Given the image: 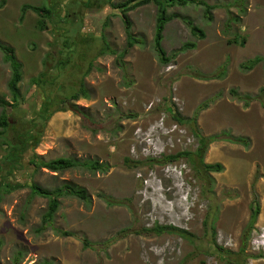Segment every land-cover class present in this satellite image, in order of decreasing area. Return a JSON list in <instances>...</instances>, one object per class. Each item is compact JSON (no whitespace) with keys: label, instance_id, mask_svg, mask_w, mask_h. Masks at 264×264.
Returning <instances> with one entry per match:
<instances>
[{"label":"rangeland","instance_id":"374dc122","mask_svg":"<svg viewBox=\"0 0 264 264\" xmlns=\"http://www.w3.org/2000/svg\"><path fill=\"white\" fill-rule=\"evenodd\" d=\"M1 1L0 40L15 49L23 65L22 100L11 118L21 128L37 118L49 95L45 108L64 111L46 124L39 118L32 122L39 145L29 148L23 170L10 176L7 170L4 177L11 180H1L18 178L26 186L1 188L0 264H13L19 253L20 264H264V252L251 247L257 226L264 224V107L258 99L264 60L251 71L241 68L264 58V0H198L212 7L208 12L193 3L168 8L167 65L154 49L158 6L153 2L127 13L128 30L117 8L128 0H8L4 7ZM24 5L51 9L45 30L31 10L20 20ZM189 23L205 38L194 35ZM128 33L139 42L118 65ZM81 36L96 41L85 48ZM104 41L110 51L101 56ZM74 42L83 47L82 60L72 57ZM187 44L196 47L182 50ZM67 56L72 70L77 64L80 71L60 72L58 63ZM11 76L12 66L0 51V97L10 104ZM40 76L46 83L38 86L32 80ZM82 86L88 98L72 101ZM200 138L213 140L204 161L221 164L222 172L201 178L186 158L166 162L196 153ZM238 138L249 145L229 140ZM2 144L0 165L7 154ZM36 157L98 161L109 169L40 168L32 174L29 162ZM34 182L50 190L85 189L92 202L62 197L52 226L42 230L48 200L30 196ZM255 197L261 210L247 238ZM157 228L164 231L158 235Z\"/></svg>","mask_w":264,"mask_h":264},{"label":"trees","instance_id":"16d2710c","mask_svg":"<svg viewBox=\"0 0 264 264\" xmlns=\"http://www.w3.org/2000/svg\"><path fill=\"white\" fill-rule=\"evenodd\" d=\"M8 0H2L1 6L4 7L7 4ZM155 3L158 6V14H157V21H156V32H155V38H154V49L159 57V60L162 64L167 65L170 63L171 58L167 56V53L165 49L163 48V39H164V30L165 26L171 21V17L167 15L168 8L180 4V5H188L190 3L193 4H199L206 8V11H210L212 7L208 6L206 3L198 0H128L125 3H122L120 5H117L118 9L122 10V19L124 21V24L127 26V29L129 30L131 28V21L129 20V17L127 13L129 11H132L138 7H141L143 5H147L150 3ZM33 11L36 13L40 20L38 21V28L40 30H45L47 28V20H52L53 18V12L51 9H47L45 7H34L30 5H24L22 7V14L20 20L23 21L25 18V15L28 11ZM189 25L192 27V32L196 36H200V38H205V33L198 29L195 26H192V24L189 23ZM107 26V23H106ZM82 39V36H81ZM102 41L104 38H101ZM90 41V43H89ZM96 40H92L90 38H83L79 44H82L85 46V48H89V44L91 42H95ZM105 42V41H104ZM139 41L136 40L130 33H128V44L126 49L119 55L117 59L118 65H123L121 63V60L124 58V56L128 53L129 49H131L136 43ZM69 43H65V46H69ZM244 44V43H242ZM71 45V44H70ZM78 43L74 42L71 47L72 48V57L74 56L77 60H82L81 58H85V54L82 53L81 47H77ZM194 44H187L184 45L182 50L187 51L188 49H195ZM0 51L5 54L6 61L11 64L12 66V76L9 82V89L13 95V103H8L5 99L0 97V108H3L2 114L0 116V140L2 141L3 147L6 148V156L4 158V161L0 165V193L1 188L3 186L7 187L8 191H13L17 188H25L26 185L22 184V182H19V179L16 178L12 181L1 183L2 179L5 180H11L9 178H5L4 174L8 170V176H10L14 171L19 172L24 169L23 160L26 158V154L30 147L36 148L40 143V138L38 137L37 132H35L36 124L32 122H36L37 118L41 119L43 124H46L49 119L55 115L57 112L64 111L61 110H51L45 108L46 106L51 104L50 99H52L51 95L48 93L47 101L44 105V107L41 109L39 113H37V118H34L32 121H23V126L21 128H17L16 123H14V120L11 118V113L13 114L14 111L19 109V103L22 100L21 98V92L19 88V84L22 82L23 78V65L18 61L15 49L4 45L0 40ZM110 51L108 43H104L102 51L100 52L101 56L104 53H108ZM100 56V55H99ZM70 59L71 57L67 56L62 58L61 62L58 63V69L60 72L67 70L68 68L72 70L70 67ZM264 58L258 56L254 59L249 60L247 63L242 64L241 68L246 71L253 70L259 63L263 62ZM69 65V66H68ZM68 66V67H67ZM93 68V63L90 62L88 69L85 71L84 75L87 76L91 72ZM72 71H80V67H78L77 64L74 65V68ZM42 76V75H41ZM41 76L38 79H33L32 82L34 84H37L38 86L43 85L46 83L45 80L42 81ZM83 80V79H82ZM233 96L238 97L239 99L243 100V97L240 98L238 93L236 91H232ZM80 98H88V92L87 89L82 86L80 87L75 93H73L71 100L77 101ZM247 99H250V97H247ZM258 99L261 101V104L264 107V87L260 90V95ZM74 106V105H72ZM78 112V107H73ZM74 110V111H75ZM176 120L179 123H184L186 119L183 117H175ZM230 142L233 143H242L245 146L249 145V142L238 138V139H229ZM209 141H213L212 139L208 140L206 138H200V147L196 153L191 152H184L179 153L176 156H169L166 159V162H172L180 160L181 158H186V160L191 164L192 168L195 170L196 174L201 178L202 175H209L210 173H220L223 171V166L221 164H214L209 165L206 164L204 161V150L208 147ZM29 165L32 169V174L37 173L38 169H47L51 172L58 173L63 172L69 169L76 168L78 166H82L90 171H107L109 169V166L107 165H101L98 161H84L80 162L71 158H60L56 160H52L49 162L42 161L39 157H36L34 159H30ZM30 171V168H29ZM211 181L212 178L210 177ZM14 181H17L15 183ZM213 182V181H212ZM15 183V184H13ZM29 188H31V197L36 198L40 197L43 199L48 200V208L45 214L43 215V225L42 230H46L48 227L52 226L53 220L60 210V199L62 197H74L79 199L80 201L84 202L86 205H90L92 200L88 196L87 191L85 189L73 186V185H66L62 188L50 190L47 188H44L40 186L37 183H31ZM1 201V198H0ZM255 205L252 209V216L251 221L247 229V238H249L251 234V230L253 229L254 225L256 224L257 218L260 214L261 206L259 204L258 198L255 197ZM39 229V230H41ZM57 233L63 237H76L75 233L64 231V230H56ZM162 231H164V228H157L155 231L156 234H161ZM178 232H181L180 234H184V231L177 230ZM183 236V235H182ZM248 239H246L247 242ZM83 244L85 248L90 247V242L88 239H83ZM241 253H243V250H241ZM260 258V257H259ZM258 258V259H259ZM257 259V258H256ZM22 260V253H19L14 259L13 264H20ZM45 264H52L50 262H46Z\"/></svg>","mask_w":264,"mask_h":264},{"label":"built area","instance_id":"2783aa9c","mask_svg":"<svg viewBox=\"0 0 264 264\" xmlns=\"http://www.w3.org/2000/svg\"><path fill=\"white\" fill-rule=\"evenodd\" d=\"M251 247L257 252H264V224L257 226V231L251 240Z\"/></svg>","mask_w":264,"mask_h":264},{"label":"clouds","instance_id":"9594fccd","mask_svg":"<svg viewBox=\"0 0 264 264\" xmlns=\"http://www.w3.org/2000/svg\"><path fill=\"white\" fill-rule=\"evenodd\" d=\"M256 231H257V230H256ZM254 234H255V233H254ZM254 234H253V235H254Z\"/></svg>","mask_w":264,"mask_h":264}]
</instances>
